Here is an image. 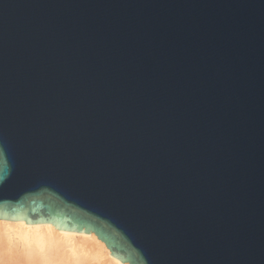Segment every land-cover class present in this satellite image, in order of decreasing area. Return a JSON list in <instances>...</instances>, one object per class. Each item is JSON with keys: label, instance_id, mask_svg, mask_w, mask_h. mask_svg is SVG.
Instances as JSON below:
<instances>
[{"label": "water", "instance_id": "95a60500", "mask_svg": "<svg viewBox=\"0 0 264 264\" xmlns=\"http://www.w3.org/2000/svg\"><path fill=\"white\" fill-rule=\"evenodd\" d=\"M0 218L264 264V0H0Z\"/></svg>", "mask_w": 264, "mask_h": 264}, {"label": "bare ground", "instance_id": "6f19581e", "mask_svg": "<svg viewBox=\"0 0 264 264\" xmlns=\"http://www.w3.org/2000/svg\"><path fill=\"white\" fill-rule=\"evenodd\" d=\"M94 232L0 218V264H128Z\"/></svg>", "mask_w": 264, "mask_h": 264}]
</instances>
